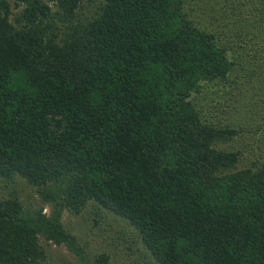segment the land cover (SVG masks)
Instances as JSON below:
<instances>
[{"label":"trees","instance_id":"trees-1","mask_svg":"<svg viewBox=\"0 0 264 264\" xmlns=\"http://www.w3.org/2000/svg\"><path fill=\"white\" fill-rule=\"evenodd\" d=\"M0 184V264H264V0H0Z\"/></svg>","mask_w":264,"mask_h":264},{"label":"rangeland","instance_id":"rangeland-1","mask_svg":"<svg viewBox=\"0 0 264 264\" xmlns=\"http://www.w3.org/2000/svg\"><path fill=\"white\" fill-rule=\"evenodd\" d=\"M239 117H241L240 121L244 118L246 120V116ZM13 186L18 189V197L21 202H28L32 207L39 205V199L34 189L23 180H17ZM4 191L6 190L0 184V196H4ZM42 212L48 214L49 207L43 205ZM94 217L93 211L88 208L78 216L63 212L61 221L72 234L88 242L89 251L107 253L110 256V264H146L145 259H142L143 256H137V253L143 250L142 247L137 240L132 243L131 235L130 238L126 236L127 230H122L124 233L119 229L117 230V224L111 220L110 215L102 214V220L98 224L93 222ZM127 245L133 250L131 255L124 252ZM44 248L51 264H58L59 262L75 264L76 262L73 255L63 246L50 245L44 246Z\"/></svg>","mask_w":264,"mask_h":264}]
</instances>
